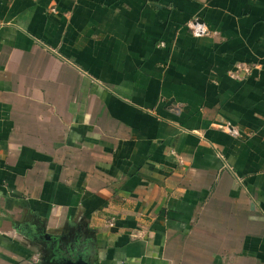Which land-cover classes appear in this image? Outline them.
Listing matches in <instances>:
<instances>
[{"label": "crops", "instance_id": "0c3cea01", "mask_svg": "<svg viewBox=\"0 0 264 264\" xmlns=\"http://www.w3.org/2000/svg\"><path fill=\"white\" fill-rule=\"evenodd\" d=\"M77 256L264 264V0H0V264Z\"/></svg>", "mask_w": 264, "mask_h": 264}, {"label": "built area", "instance_id": "2783aa9c", "mask_svg": "<svg viewBox=\"0 0 264 264\" xmlns=\"http://www.w3.org/2000/svg\"><path fill=\"white\" fill-rule=\"evenodd\" d=\"M188 27L190 29L191 34L194 36H200L206 33L207 31L206 28L203 26V24L199 23L195 19L188 23Z\"/></svg>", "mask_w": 264, "mask_h": 264}, {"label": "water", "instance_id": "95a60500", "mask_svg": "<svg viewBox=\"0 0 264 264\" xmlns=\"http://www.w3.org/2000/svg\"><path fill=\"white\" fill-rule=\"evenodd\" d=\"M86 264L81 258H79V256L75 257L74 260L68 259L67 261H65V263L63 262V264ZM58 264H62V262H58Z\"/></svg>", "mask_w": 264, "mask_h": 264}]
</instances>
